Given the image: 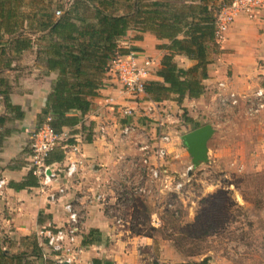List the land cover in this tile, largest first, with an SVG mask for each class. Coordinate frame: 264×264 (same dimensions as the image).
Masks as SVG:
<instances>
[{"label": "rangeland", "instance_id": "374dc122", "mask_svg": "<svg viewBox=\"0 0 264 264\" xmlns=\"http://www.w3.org/2000/svg\"><path fill=\"white\" fill-rule=\"evenodd\" d=\"M59 2L67 9L73 0H22L21 12L33 16L41 8H46L42 10L52 9L55 16H59L56 14ZM123 11L124 8L120 10ZM43 34L38 27L31 29L26 21L23 22L17 35L31 37L34 46L19 56L10 48L14 66L0 72L12 85V102L20 104L26 113L23 120H15L12 119L13 115H7L4 125L14 138L12 143H9L11 138L7 144L11 146L7 151V160L8 163L14 162V165L31 166L30 137L25 128H35L36 123L32 124L27 117L41 104L51 77L42 68L33 71L41 63L37 59V52L46 42ZM139 34L138 30L132 29L121 44L132 46L131 40ZM220 46L215 44L210 47V64L216 62L221 52ZM230 73L227 69L220 78L213 76V80L207 83L203 81L205 92L198 98H185L181 105L167 100L158 104L157 109L149 115H142L145 113L143 107L139 111L141 115H134L136 118L132 121L137 123L138 130L150 144H157L163 133L170 135L168 148L171 154L168 161L173 172H183L192 164L182 137L194 130V126L185 118H192L201 126L211 124L214 127L215 133L208 142V162L193 166L191 177L179 195L170 194L167 189L161 190L158 184L150 183L148 188L151 192L148 195L136 194L127 188V194H123L121 199L108 182L111 176H106L102 181V189L107 193L106 201L91 209L112 220L127 236L134 234L141 235V239L144 236L153 239V245L148 246L146 241L139 240L134 247V257L139 255L143 264H153L155 261L177 264L206 257L214 264H264V114L251 116L242 107L238 110L226 109L216 103L215 85ZM40 79L41 85L38 86ZM5 114L6 108L0 97V116ZM161 118L165 122L162 129L158 127ZM137 139L140 140V136ZM137 139L134 136L123 140L128 142V146L132 142L138 146ZM120 140L118 142L122 145ZM88 160V164H93L90 158ZM3 166L4 162L0 164V177L6 179ZM87 180L81 179L90 183ZM76 185L79 183L76 182ZM3 193L0 194V217L7 214L4 211ZM35 235L38 237V233ZM1 240L9 246V238L0 236ZM44 248L48 257L52 258L49 249ZM21 249L14 248L17 251Z\"/></svg>", "mask_w": 264, "mask_h": 264}, {"label": "trees", "instance_id": "16d2710c", "mask_svg": "<svg viewBox=\"0 0 264 264\" xmlns=\"http://www.w3.org/2000/svg\"><path fill=\"white\" fill-rule=\"evenodd\" d=\"M226 0H73L65 9L58 3L55 16L52 9L42 10L31 16L21 12L22 0H0V72L13 68L11 51L19 56L34 46L29 36L17 35L26 21L31 29L38 27L45 44L37 52V59L48 73L56 72L51 91L37 115L36 127L48 123L65 138L59 140L51 152L48 163H62L65 145L92 142L94 125L87 124L85 115L90 111L93 99L99 95L109 77L113 60L132 51L135 46L121 42L134 29L143 39V33H153L160 41L158 48L167 52L161 59L156 74L161 80H148L145 91L155 102L174 100L182 104L185 98H198L205 92L203 81L209 77V49L218 44L215 39L216 14L228 3ZM124 8L123 12H120ZM40 9V8H39ZM65 9V10H64ZM183 54L196 63L188 68L174 59ZM111 74V73H110ZM12 85L0 74V97L6 113L0 116V153L10 130L5 129L7 115L21 120L25 111L11 100ZM194 129L199 122L186 117ZM84 136V140H83ZM39 182L32 170L20 183L12 187L22 189L37 187ZM29 237V236H28ZM31 245L16 252L10 251L6 241H0V264H54L43 259V246L37 236H30ZM102 240L101 232L91 228L83 236V244ZM183 250V248H182ZM92 264H113L110 260L94 258ZM153 264H160L155 261ZM177 264H214L210 258L184 261Z\"/></svg>", "mask_w": 264, "mask_h": 264}, {"label": "crops", "instance_id": "0c3cea01", "mask_svg": "<svg viewBox=\"0 0 264 264\" xmlns=\"http://www.w3.org/2000/svg\"><path fill=\"white\" fill-rule=\"evenodd\" d=\"M162 42L165 41H160L150 32L143 33V39H132L130 42V45L139 49L135 52L154 59L153 73L149 76L148 80H161L156 72L160 67L162 57L167 52L157 47L158 43ZM218 44L221 45V52L218 54L216 62L209 64V77L204 80V83L213 80V76L220 78L225 70L228 69L231 73L225 75L222 79L229 78L233 86L238 89L264 86V5L254 8L252 14L246 12L239 13L226 31L224 39L218 42ZM174 59L184 68H188L196 63V61L189 59L183 54H176ZM41 68L47 71L43 63L38 64V66L36 65L33 71H40ZM46 73L48 74V71ZM49 75L51 77L48 80L47 92L44 99L39 106L35 107L32 113L28 114L27 118L30 119L29 121L32 124L36 123L37 115L41 112L47 95L51 91L52 81L57 76L56 72H51ZM30 79L34 80V77H30ZM41 81L40 79L38 86L41 85ZM111 97L122 106L134 108V113H136L137 117L141 115L139 112L140 108L143 107L145 109V105L148 104L147 99L144 100L141 96H133L122 89L121 84L110 73L104 86L100 89L99 95L93 99L92 107L85 115L84 120L87 124L93 123L94 131L97 130L99 124L107 125L108 130L104 136L94 132L93 141L90 143H80V148L82 156L90 158L93 162L92 170L87 169L84 177L99 188H103L104 182L102 183V181H104L106 176H115L112 173L118 170L121 157L137 151V146L134 142L131 143V146L126 145L128 142L126 143L123 138L120 140L122 145L118 142V139L121 138V123L130 119L121 117L118 110L119 107L114 109L109 105L108 99ZM166 101L162 100L157 102V104ZM142 115L148 114L143 113ZM134 118L136 117L134 116L132 120ZM141 126H143L142 123ZM31 128L32 126L25 128L28 135ZM68 132L69 130L67 129L65 133ZM10 134L11 131L0 153V164L4 162L2 172L4 175H7L6 179L8 181L7 186L4 188V195L2 196L4 211L7 214L0 217V236L9 238L12 242L10 251L16 252L17 250H14L15 247L22 248L21 250H23L31 245L30 241L32 239L29 237L38 233L48 223H61L64 217V210L63 201L58 204H49L47 194L39 186L22 189L12 187L13 183H20L24 180L30 171V167L26 164L21 165L18 163L14 165V162L8 163L7 151L11 146L7 144L12 138ZM142 135L143 133L139 130L138 134H136V139L140 136V140L137 139V142H147V137ZM13 141L14 138L9 143ZM95 166H98V168L94 169ZM91 179L92 181L95 179V182H92ZM91 228H97L101 232L102 240L84 245L82 238L84 251L73 264H92L94 258L107 259L113 264H143L138 254L137 258L134 257V247L138 245L139 240L141 242L146 241L148 246L153 245L151 237L144 236L141 239V235L137 236L133 234L132 236H127L125 235L126 232H123V229L112 223V220L103 217L100 212L92 211V209L88 218L87 232ZM37 239L39 245L42 246L38 237ZM43 259L45 261H53L54 264L57 263L53 256L47 259L43 257Z\"/></svg>", "mask_w": 264, "mask_h": 264}, {"label": "built area", "instance_id": "2783aa9c", "mask_svg": "<svg viewBox=\"0 0 264 264\" xmlns=\"http://www.w3.org/2000/svg\"><path fill=\"white\" fill-rule=\"evenodd\" d=\"M264 5V0H232L220 8L216 14L215 39L221 42L228 28L236 16L241 12L252 14L254 8ZM154 59L132 51L113 60L110 73L121 84L122 89L133 96H141L148 101L145 113L150 114L157 109V102L151 100L145 91V84L153 73ZM216 103L226 109H240L251 116L264 114V86L252 89H238L233 86L229 78L217 81L214 90ZM108 103L118 110L121 117L130 119L120 125V135L123 138L136 137L139 130L132 121L134 108L122 106L116 103L113 97ZM170 118V115L167 116ZM165 122L159 121L158 127L162 129ZM108 126L99 124L96 133L105 135ZM67 133L57 134L54 129L44 123L32 128L30 137V170L37 177L39 187L47 194L49 204H58L63 201L64 217L61 223L50 222L38 232L40 244L49 249L56 262L68 261L75 263L84 251L82 238L88 230V218L90 209L105 203L107 193L104 189L94 186L91 182H83L84 174L92 164L82 156L79 143L65 145V159L62 163H48L51 152L57 147L59 140L65 138ZM171 142L170 135L163 133L159 136L157 144L149 142H137V151L120 158L117 173L108 180L114 187L118 196L123 199L130 188L136 194L148 195L151 190L148 185L158 184L168 193L180 194L187 181L190 179L191 164L183 172H173L169 166L171 154L168 144ZM76 182L79 185H76ZM124 183V184H123ZM7 179L0 177V194L7 186ZM127 184V187H126ZM130 184V186H129ZM86 185V186H84ZM77 187V188H76ZM75 188V191L73 189ZM121 219L118 220L120 222ZM43 257L49 258L43 249Z\"/></svg>", "mask_w": 264, "mask_h": 264}, {"label": "water", "instance_id": "95a60500", "mask_svg": "<svg viewBox=\"0 0 264 264\" xmlns=\"http://www.w3.org/2000/svg\"><path fill=\"white\" fill-rule=\"evenodd\" d=\"M215 129L211 124L200 126L183 135L182 140L187 151L191 155V162L194 167L200 166L209 160L208 142ZM98 168L95 166L94 169ZM56 264H70L68 261L57 262Z\"/></svg>", "mask_w": 264, "mask_h": 264}]
</instances>
